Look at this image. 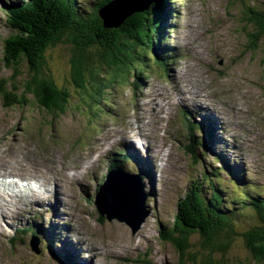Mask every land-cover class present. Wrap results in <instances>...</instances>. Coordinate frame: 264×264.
Instances as JSON below:
<instances>
[{
  "label": "rangeland",
  "instance_id": "1",
  "mask_svg": "<svg viewBox=\"0 0 264 264\" xmlns=\"http://www.w3.org/2000/svg\"><path fill=\"white\" fill-rule=\"evenodd\" d=\"M168 1L172 5L165 9H171L172 19L167 23L163 54L172 57L166 68L159 69L149 62L145 75L139 78L131 69L125 79L105 90L101 102L88 84L83 87L86 95L74 86L70 65L73 50L71 46H59L50 54L47 66L54 83L66 88L71 99L66 114L51 115L38 109L31 97H27L25 106L16 104L5 108L3 105L8 100L2 98L3 90L13 94L9 82L18 88L21 79L16 78V70L9 68L2 58L4 41L10 35L4 4L10 0H0V154L14 157L25 151L29 156L23 159V168L30 170L49 164L53 158L67 163L53 171V175L67 180L71 206V210L55 206L48 212L45 210L43 217L23 214L17 226L34 225L39 231L35 235L20 234L21 240L12 246L9 243L14 235L12 227L5 230L0 236V264H70L71 251L78 248V240L68 233L76 229L83 233L90 242L89 249L96 253L90 255L88 264H183L176 249L163 241L161 227L173 224L179 201L194 182L201 175L213 176L220 168V163L213 160L218 154L243 172L244 184L264 193V47L250 49L246 31L252 28L244 20V7L234 0ZM247 1L252 5L257 3V0ZM112 6L101 11L105 14L110 8L108 17L113 21L128 11L122 14L123 8ZM142 16L132 19V24L142 23ZM101 18L105 25V18ZM193 101L201 108L185 106L192 105ZM206 109L220 116L222 124L218 126L213 118L217 125L212 122L216 138L214 149H206L208 156L197 166L183 148L189 142L183 112L193 115L191 122L206 126ZM142 125L145 127L138 129ZM143 130L152 134V144L157 149L165 150L164 156L163 152L152 149L140 150ZM119 134L121 141H116L114 137ZM196 136L203 139V129ZM123 137L135 150L121 144ZM124 147L137 160L131 162L133 165L123 160V169L128 174L116 173H135L130 176L138 177V173H143L142 167H146L145 172L150 175L149 179L145 176L146 181L142 180L148 218L136 234L117 218L126 219L124 215L108 213L113 218L108 221V216H101L94 203L97 186L104 182L110 163L120 158L117 153ZM136 147L141 157L137 158L134 153ZM195 149L205 154L200 146ZM83 158L89 166H84ZM72 168L83 170L81 176L72 177L78 178L74 182L71 178L74 172L66 171ZM9 171L0 170V173ZM221 177L229 182L230 177L225 172ZM0 193L3 192L0 190ZM229 193H233V188ZM62 210L65 220L61 217ZM49 215L56 222L53 223L55 228L44 237L41 230L45 229ZM247 221H250L248 216L240 217L243 228ZM61 236L68 237L69 242ZM34 238L39 240V245ZM60 241L69 248L67 254L62 251ZM196 241L193 240V245ZM31 245H37L39 255ZM197 248L201 250L200 246ZM214 255L220 260L223 254L217 251ZM227 258V264H257L240 241L232 245Z\"/></svg>",
  "mask_w": 264,
  "mask_h": 264
},
{
  "label": "trees",
  "instance_id": "2",
  "mask_svg": "<svg viewBox=\"0 0 264 264\" xmlns=\"http://www.w3.org/2000/svg\"><path fill=\"white\" fill-rule=\"evenodd\" d=\"M112 1L25 0L7 6L6 25L10 35L4 41L2 58L9 68L16 70L15 76L21 81L18 88L9 82L13 94L3 90L2 98L8 99L4 107L25 106L27 97H31L44 113H67L71 95L54 83L47 66V59L59 46H71L73 50L70 65L74 86L84 93L83 87L88 84L101 102L105 90L125 79L131 69L139 78L145 75L149 62L159 69L166 68L164 36L171 9L165 7L171 2L153 3L147 11L127 18L119 28L107 29L100 13ZM234 1L244 7V20L252 28L246 31L250 49L264 47V2L257 0L252 5L247 0ZM140 16L143 22L132 24L131 20ZM194 133L195 130L186 150L196 158L195 147L213 149V146L210 135L202 140L194 138ZM213 159L239 185L235 186V195L228 197L230 193L224 186L221 170L216 169L213 176H202L180 200L173 225L161 229L163 241L176 249L183 264H227L228 251L237 241L255 263L264 264V193L244 184L237 168L221 155ZM243 215L250 219L245 228L239 222ZM194 239L197 241L193 245ZM217 251L223 254L220 260L215 258Z\"/></svg>",
  "mask_w": 264,
  "mask_h": 264
},
{
  "label": "bare ground",
  "instance_id": "3",
  "mask_svg": "<svg viewBox=\"0 0 264 264\" xmlns=\"http://www.w3.org/2000/svg\"><path fill=\"white\" fill-rule=\"evenodd\" d=\"M180 92H182L183 94V90L181 88H180ZM193 105L197 108H201L199 104L196 103L195 101H193L192 105H185V106H193ZM206 115L210 116L212 119L214 118L217 125L221 126L222 122L220 116H217L209 109L207 110ZM142 126L143 127L140 126L138 129H143L145 127V125ZM143 131H144V137L141 138V146H139V148L142 150L145 148L148 150L152 149L154 152L157 153L163 152V156H164L165 150L157 149L156 146L152 144V137H153L152 134L146 133L145 130ZM121 136L122 135L119 134L114 138L116 139V141H121ZM121 144L128 145L124 137H123V142ZM101 146L102 144L99 146L100 150H101ZM128 148L130 150L133 149L135 150V147L131 145L130 146L128 145ZM122 149L123 150H120V152L125 153L128 156L126 158L127 161H129V159L132 162L137 160L129 149H126L125 147ZM134 153L137 154V158L141 157L137 147ZM22 155H24V157H21ZM25 156H29L28 153H26L25 151L21 153V155H15L14 157H12V155L4 157L2 156V154H0V170H5V171L10 170L9 172H1L0 176L5 177V179H7V177L17 178L23 184L24 187V190L20 191L21 195L18 192H15L16 194L14 195L12 194L14 193L13 189L19 187V185L15 184L14 182H11L10 185L6 187V189L10 191V193L4 192V194H8L10 199H7V197L4 194L0 193V236L5 234L6 233L5 230L11 229V227H12V231H11L12 234L17 232V230L19 231L22 228H26L23 224H20L21 226L20 228L16 227L17 223L20 220V217H23V214H25L26 216L31 214L43 215V212L45 210H46L45 212H48L49 210H52L53 207L58 205L61 208H64V206H66V209L71 210L70 208L71 206L68 203L69 196L67 192V184H68L67 180L59 179L55 175H53V171H55L56 169H60L61 166H65L67 165V163H64L63 161H59V158L58 159L53 158L50 159L49 164L38 165V167L34 168L33 170H30L23 168L22 161L25 158ZM43 157L44 155H42V158ZM82 161L85 162L84 163L85 167L89 166L88 165L89 162H86L87 161L86 158H83ZM66 171L69 172L70 174L71 172H74V174H71V178L73 176L77 177L83 174V170L77 171L75 168L74 169L72 168L71 171L68 169ZM15 174H18V176L20 177H24L23 180L15 176ZM75 180L77 181L78 178L77 179L72 178L73 182ZM35 188L38 189L39 191L36 190ZM61 217L63 220L66 219V216H63V210L61 211ZM46 225L47 226L53 225V220L51 218V215H49V220ZM70 234L74 236V239L78 240V248L76 250L72 249L71 256L70 254H68L70 257H72V263L77 262V264H88L91 261L90 259L92 258L90 255L94 253L93 250L89 249L90 242L84 238L85 236L79 229L70 231L68 235ZM62 238L65 239L66 242L69 241L68 237H62ZM61 244H62L61 246H63L64 242L61 241ZM74 247L76 248V245H74ZM65 248L66 247L63 246L62 250H64L63 252L67 254L66 253L67 249ZM88 257L89 260L87 259Z\"/></svg>",
  "mask_w": 264,
  "mask_h": 264
},
{
  "label": "water",
  "instance_id": "4",
  "mask_svg": "<svg viewBox=\"0 0 264 264\" xmlns=\"http://www.w3.org/2000/svg\"><path fill=\"white\" fill-rule=\"evenodd\" d=\"M159 1L164 0H116L110 3V5H114L111 8H123L122 14L128 10L125 16L121 15L118 19L113 21L112 18L108 17V10H110V8L107 9L105 14L104 11H101L100 16L105 18V28L117 29L126 18L147 11L151 4ZM103 10H105V8ZM94 203L102 216L108 213L114 216L124 215L126 219L117 218L126 222L127 225L132 228L134 234L137 233L148 218V214L145 212L143 185L139 180L132 177L123 176L121 174L109 175L106 183L100 188V192ZM108 218L110 221L113 219L110 216H108ZM35 252L39 254L36 249Z\"/></svg>",
  "mask_w": 264,
  "mask_h": 264
}]
</instances>
